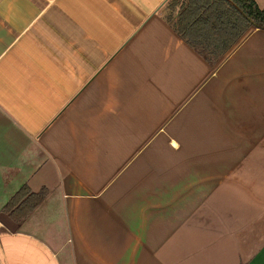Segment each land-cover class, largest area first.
<instances>
[{"label": "crops", "instance_id": "1", "mask_svg": "<svg viewBox=\"0 0 264 264\" xmlns=\"http://www.w3.org/2000/svg\"><path fill=\"white\" fill-rule=\"evenodd\" d=\"M178 12L0 0V264H264V30L210 63Z\"/></svg>", "mask_w": 264, "mask_h": 264}, {"label": "trees", "instance_id": "2", "mask_svg": "<svg viewBox=\"0 0 264 264\" xmlns=\"http://www.w3.org/2000/svg\"><path fill=\"white\" fill-rule=\"evenodd\" d=\"M169 5L179 8L177 15L170 17L174 30L210 63L224 57L250 29L264 30V8L255 0H169ZM47 194L46 189L34 193L24 185L5 208L22 220Z\"/></svg>", "mask_w": 264, "mask_h": 264}, {"label": "rangeland", "instance_id": "3", "mask_svg": "<svg viewBox=\"0 0 264 264\" xmlns=\"http://www.w3.org/2000/svg\"><path fill=\"white\" fill-rule=\"evenodd\" d=\"M262 8V7H261Z\"/></svg>", "mask_w": 264, "mask_h": 264}]
</instances>
